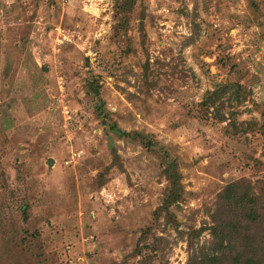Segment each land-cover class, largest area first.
<instances>
[{"label":"rangeland","instance_id":"374dc122","mask_svg":"<svg viewBox=\"0 0 264 264\" xmlns=\"http://www.w3.org/2000/svg\"><path fill=\"white\" fill-rule=\"evenodd\" d=\"M113 2L0 0L1 264H190L224 187L264 177V0H143L127 55ZM164 153L182 189L167 212Z\"/></svg>","mask_w":264,"mask_h":264},{"label":"trees","instance_id":"16d2710c","mask_svg":"<svg viewBox=\"0 0 264 264\" xmlns=\"http://www.w3.org/2000/svg\"><path fill=\"white\" fill-rule=\"evenodd\" d=\"M113 1L112 38L118 46L125 47L122 52L127 55L134 50L131 43L132 38L129 36L132 15L143 0ZM139 34L141 41H146L147 35L142 20L139 23ZM86 90L88 94L98 97L100 93L98 82L94 79L89 80ZM226 90V87H222L206 92L203 100L199 103L200 107L204 108L206 113H208V108L215 110L217 102L220 101ZM235 95L237 96L238 92ZM97 100L99 101L98 98ZM215 119L218 123H224L226 120L220 113L215 116ZM102 125V129L106 133H114L120 140L137 141L148 152L156 147V143L141 132H127L115 124L106 128L104 122ZM161 166L168 183V191L159 210L167 212L171 206L177 205L181 201V175L177 161L169 158L166 153H164ZM22 214L24 221H27L25 209ZM211 221L212 225L209 227V231L212 237L210 242L212 247L207 251L201 250L197 256L192 255L190 264H264V177L255 182L239 179L227 184L218 197L217 209L212 212ZM149 231L150 229H146L143 232V237H146ZM29 234L25 232V238L20 240L21 245L27 246Z\"/></svg>","mask_w":264,"mask_h":264}]
</instances>
